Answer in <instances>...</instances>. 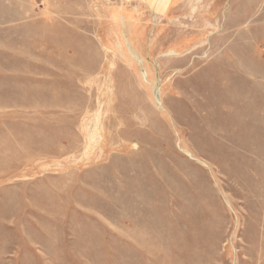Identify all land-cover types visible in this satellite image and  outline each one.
Returning <instances> with one entry per match:
<instances>
[{
  "label": "rangeland",
  "instance_id": "374dc122",
  "mask_svg": "<svg viewBox=\"0 0 264 264\" xmlns=\"http://www.w3.org/2000/svg\"><path fill=\"white\" fill-rule=\"evenodd\" d=\"M0 264H264V0H0Z\"/></svg>",
  "mask_w": 264,
  "mask_h": 264
},
{
  "label": "bare ground",
  "instance_id": "6f19581e",
  "mask_svg": "<svg viewBox=\"0 0 264 264\" xmlns=\"http://www.w3.org/2000/svg\"><path fill=\"white\" fill-rule=\"evenodd\" d=\"M116 14V13H115ZM137 71V70H136ZM141 73V72H140ZM139 73V74H140ZM148 73H147V70H146V72H143V73H141V79H143V81L145 82V83H149L150 81V79L148 78V75H147ZM161 88V87H160ZM154 93H156V94H158V95H160V93H161V90L160 89H158V90H156Z\"/></svg>",
  "mask_w": 264,
  "mask_h": 264
}]
</instances>
